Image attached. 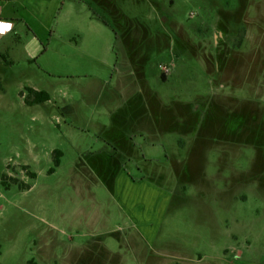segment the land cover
Returning a JSON list of instances; mask_svg holds the SVG:
<instances>
[{"label":"rangeland","instance_id":"rangeland-1","mask_svg":"<svg viewBox=\"0 0 264 264\" xmlns=\"http://www.w3.org/2000/svg\"><path fill=\"white\" fill-rule=\"evenodd\" d=\"M74 1L0 0V15L13 28L0 35V55L12 63L0 66V231L15 213L30 227H18L17 250L3 243L0 264L36 257L38 231L48 240L54 228L63 245L52 250L57 264H73L62 260L65 247L83 244L87 238L78 235L95 226L122 238L104 240L118 256L111 264H264V20L230 23L237 39L216 45L220 14L204 0H115L137 40L128 81L142 92L144 114L158 116L165 130L157 139L139 137L142 148L128 164L134 179L156 169L165 191L150 206L158 221L143 235L83 165L96 157L97 124L109 116L92 105L87 87L97 79L115 83L114 53L99 48L106 41L113 48L115 34L101 25L103 43L76 49L85 16ZM28 88L50 100L26 105ZM55 149L63 153L57 168ZM47 257L41 264H53Z\"/></svg>","mask_w":264,"mask_h":264},{"label":"crops","instance_id":"crops-1","mask_svg":"<svg viewBox=\"0 0 264 264\" xmlns=\"http://www.w3.org/2000/svg\"><path fill=\"white\" fill-rule=\"evenodd\" d=\"M83 1H74V3L78 4V14L85 16V19H81L77 24L79 25L77 32L81 35L75 41V47L79 50L84 43L86 44L85 50H89L97 41L101 43L104 41L103 30L101 28L103 26L101 25L105 27L109 26L105 25L101 18L109 22L107 16H111V7H113V10H119V8L116 6L115 0H113L112 5L109 4L110 0H91L98 5L102 12L100 14L98 10L93 9L92 5L86 4ZM204 2L214 12L220 14V18L216 19V25H214L213 38L216 45H222L228 41L231 42L237 36V32L230 31L231 24H235L236 26H239V24L252 26L251 21L255 19L258 21L264 20V3L262 4L261 1L238 0L239 5H235L234 2H230L229 0H204ZM83 9H87V16L84 14ZM235 10L239 13L234 17L236 19L231 21L234 18L232 17L231 19L228 15H232L231 12ZM223 14H227V16H223ZM10 24L7 17L0 15V35L13 31ZM1 25H4V27L2 28ZM84 31L96 33L98 36L97 38L92 37L93 34H84ZM232 36L234 37L230 38L232 39L230 41L229 37ZM245 39H247L246 35H243V41ZM136 43L137 40L134 35L126 37L124 41L122 38L115 36L113 48L110 47L108 41L103 46L99 43V48L101 47L103 53L111 51L114 53L115 62L113 68L115 74L114 80L116 81L113 83L111 79L112 81L105 83L97 79L92 85L87 87V93L91 94L90 101L92 105L103 108L109 116L107 124H97V128L100 129L98 135V138L101 140L100 148L90 153L96 155V157L87 160L88 163L84 161L83 165L89 166L90 173L93 172L92 175L96 178L94 180L95 183L102 184L108 190L121 213L131 222V227L135 230L137 229L138 232L140 230L143 235H148L151 231L150 224L157 223L159 218L158 212L151 209L150 206H154L160 197L164 196L165 191L154 178L156 169L146 171L147 176L134 179L128 171V164L131 165L133 163L130 156L139 155V150L142 148L139 145V141H136L139 140V137L157 139L158 136L160 137L162 134H165V130L161 129L158 116L144 114L143 107L139 104V87H135L132 82L128 81L130 80V78L128 79V75L131 73V64L127 62V58L135 52ZM37 53L35 52L32 57H35ZM10 64L12 63L6 61L3 55H0V66ZM70 119H72L71 116ZM132 165L134 166V164ZM76 167L78 169L83 168H79V165ZM138 171H141L140 168H138ZM150 172H152V175H149ZM147 198L154 199L155 203L147 205L144 200ZM143 203H146L144 208ZM6 217L7 220L4 221L3 225L5 229L0 231V251L4 242L10 243L9 247L14 251L17 250L16 245L19 243L18 227L24 224L29 233L30 227L27 222L23 223L24 218L19 216L18 213L14 215L9 214ZM88 218L86 216V223H88ZM20 219L21 222H19ZM41 222L45 223L44 220ZM32 227V230L35 231V225H32ZM96 227H89L86 234L81 233L78 235L80 239L83 237L87 238L83 244L72 243L70 247H65L62 260L69 259L73 264H111L109 261L112 262L117 259L118 256L116 254H112L106 249L104 240L106 237L112 236L121 243L122 238H120L119 232H108L105 230L96 233ZM44 234V230L38 231V235H36L38 241L33 242L36 257L27 258V260H24V264H41L46 256H48V260L53 261V264H57L58 259H61L52 252L53 248L54 250L56 247L63 248L62 242L59 239L61 232L56 228L52 229L51 237L48 240H45Z\"/></svg>","mask_w":264,"mask_h":264},{"label":"trees","instance_id":"trees-1","mask_svg":"<svg viewBox=\"0 0 264 264\" xmlns=\"http://www.w3.org/2000/svg\"><path fill=\"white\" fill-rule=\"evenodd\" d=\"M114 1L113 0H110L109 1V4L112 5ZM112 9L110 10V13H111V21L115 23V26H112L111 24H109L108 21H106L105 19L101 18L103 23L107 26H109L115 36L118 38H122L123 41L126 37H129L131 34V28H132V24L131 22H127L126 19H128L127 17H124L123 13L120 11V9H115L113 10V7H111ZM50 100V95L48 92L46 91H43V90H39V91H36V90H33V89H28V94L26 95V97L24 98V103L28 106H33V105H39V104H42V103H45L47 101ZM62 152L60 150H54L53 153H52V158H53V165L54 167H59L60 165V158L62 156ZM26 169V168H24ZM54 172V169H51L49 171V173H53ZM29 176L31 178H35V174L31 173L29 174ZM13 183L14 184H17L16 180H13ZM2 184H6V182L4 181V179L2 180Z\"/></svg>","mask_w":264,"mask_h":264},{"label":"flooded vegetation","instance_id":"flooded-vegetation-1","mask_svg":"<svg viewBox=\"0 0 264 264\" xmlns=\"http://www.w3.org/2000/svg\"><path fill=\"white\" fill-rule=\"evenodd\" d=\"M31 89V88H28ZM142 97V92H139V98ZM137 155H131L130 157H136Z\"/></svg>","mask_w":264,"mask_h":264},{"label":"built area","instance_id":"built-area-1","mask_svg":"<svg viewBox=\"0 0 264 264\" xmlns=\"http://www.w3.org/2000/svg\"><path fill=\"white\" fill-rule=\"evenodd\" d=\"M2 26V25H1ZM4 27V25L2 26V28ZM1 28V29H2ZM6 28V27H5ZM164 72H165V75L168 74V69L167 68H164Z\"/></svg>","mask_w":264,"mask_h":264}]
</instances>
